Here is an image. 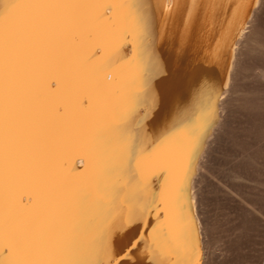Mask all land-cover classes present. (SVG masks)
<instances>
[{
    "label": "bare ground",
    "instance_id": "1",
    "mask_svg": "<svg viewBox=\"0 0 264 264\" xmlns=\"http://www.w3.org/2000/svg\"><path fill=\"white\" fill-rule=\"evenodd\" d=\"M259 4L260 0H137L133 7L143 34L136 31V19L119 6L114 17L109 7L99 17L79 21L78 27L97 33L95 37L82 44L78 57L65 39L63 66H38L29 88L28 104L50 130L43 161L49 195L35 203L25 198L22 202L33 206L19 209L20 214L42 220L53 233L77 225L84 251L74 259L86 264H203L204 236L193 181L207 140L221 119L238 41ZM75 7L86 6L21 5L14 21L5 20V221L12 208L7 183L9 26L33 8ZM104 18L110 19L103 23ZM96 44L107 48L109 58L92 69L83 58ZM103 53L96 47L93 58ZM92 71L108 87L91 111H80L65 97L54 100L47 95L50 76L61 77L70 93L74 77L86 80ZM58 101L67 103L66 111L60 109L62 115L54 110ZM72 157L77 158L69 169ZM97 188L104 199L80 213L77 193ZM162 244L172 249L171 254H159Z\"/></svg>",
    "mask_w": 264,
    "mask_h": 264
},
{
    "label": "snow or ice",
    "instance_id": "2",
    "mask_svg": "<svg viewBox=\"0 0 264 264\" xmlns=\"http://www.w3.org/2000/svg\"><path fill=\"white\" fill-rule=\"evenodd\" d=\"M137 0H0V264H86L74 259L84 251V240L77 225L69 226L62 233H53L42 220L24 217L18 211L32 207L22 201L27 198L34 203L49 195L44 179V156L50 137L49 128L32 111L28 104V93L38 66L48 64L56 68L63 66L61 46L70 39L73 54L78 57L79 48L97 33L82 31L78 22L88 17H99L111 7L113 17L116 8H124L136 19L135 28L143 34L144 27L136 16L134 4ZM84 5L75 8H33L18 23H11L8 36V58L10 77L9 101V164L8 193L12 205L5 221L3 213L5 188L4 163V25L5 20L14 21L21 5ZM110 18H104L106 23ZM96 47L104 49L103 55L93 58ZM109 58L103 44L92 45L84 56V62L96 69ZM55 83L56 87L51 85ZM108 85L96 71L86 80L74 77L71 92L66 90L64 80L50 76L45 82L49 97H65L72 100L82 112L91 111L97 98ZM67 110V103H54V110ZM107 146L108 141L100 137ZM124 150V146H121ZM112 151H115L113 149ZM77 157L69 160L71 169ZM76 175H80L77 173ZM167 190V186H166ZM164 192L161 193L163 198ZM80 213H86L104 199L102 191L77 193ZM166 235V234H165ZM172 249L160 245L159 254L166 256Z\"/></svg>",
    "mask_w": 264,
    "mask_h": 264
},
{
    "label": "rangeland",
    "instance_id": "3",
    "mask_svg": "<svg viewBox=\"0 0 264 264\" xmlns=\"http://www.w3.org/2000/svg\"><path fill=\"white\" fill-rule=\"evenodd\" d=\"M252 18L193 181L203 264H264V0Z\"/></svg>",
    "mask_w": 264,
    "mask_h": 264
}]
</instances>
